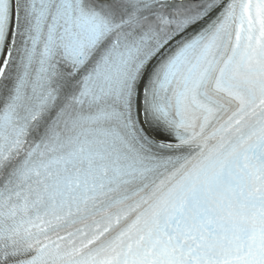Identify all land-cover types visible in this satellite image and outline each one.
I'll list each match as a JSON object with an SVG mask.
<instances>
[{"label": "snow or ice", "instance_id": "6c2138e0", "mask_svg": "<svg viewBox=\"0 0 264 264\" xmlns=\"http://www.w3.org/2000/svg\"><path fill=\"white\" fill-rule=\"evenodd\" d=\"M0 264H264V0H0Z\"/></svg>", "mask_w": 264, "mask_h": 264}]
</instances>
